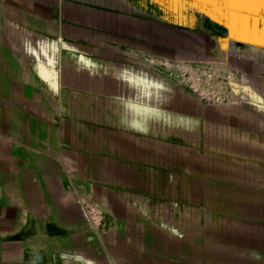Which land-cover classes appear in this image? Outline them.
Returning <instances> with one entry per match:
<instances>
[{
  "label": "crops",
  "instance_id": "0c3cea01",
  "mask_svg": "<svg viewBox=\"0 0 264 264\" xmlns=\"http://www.w3.org/2000/svg\"><path fill=\"white\" fill-rule=\"evenodd\" d=\"M241 2L0 0V264H264Z\"/></svg>",
  "mask_w": 264,
  "mask_h": 264
},
{
  "label": "snow or ice",
  "instance_id": "6c2138e0",
  "mask_svg": "<svg viewBox=\"0 0 264 264\" xmlns=\"http://www.w3.org/2000/svg\"><path fill=\"white\" fill-rule=\"evenodd\" d=\"M255 4H259L260 8L264 10V0H242V2L237 6L244 9H250ZM244 15L247 16V13H245ZM256 18L258 20H264V11H262V13L259 14ZM259 35L262 39H264V28L259 29Z\"/></svg>",
  "mask_w": 264,
  "mask_h": 264
},
{
  "label": "built area",
  "instance_id": "2783aa9c",
  "mask_svg": "<svg viewBox=\"0 0 264 264\" xmlns=\"http://www.w3.org/2000/svg\"><path fill=\"white\" fill-rule=\"evenodd\" d=\"M227 79H228V80H231V76H227Z\"/></svg>",
  "mask_w": 264,
  "mask_h": 264
},
{
  "label": "bare ground",
  "instance_id": "6f19581e",
  "mask_svg": "<svg viewBox=\"0 0 264 264\" xmlns=\"http://www.w3.org/2000/svg\"><path fill=\"white\" fill-rule=\"evenodd\" d=\"M181 66V65H180ZM179 67V66H178Z\"/></svg>",
  "mask_w": 264,
  "mask_h": 264
}]
</instances>
